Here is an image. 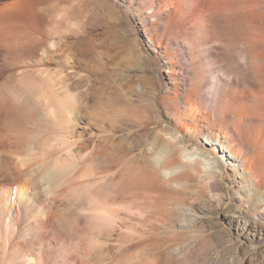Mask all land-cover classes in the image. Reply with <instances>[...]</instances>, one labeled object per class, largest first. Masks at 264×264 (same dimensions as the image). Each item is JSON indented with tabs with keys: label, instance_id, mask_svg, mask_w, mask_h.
Masks as SVG:
<instances>
[{
	"label": "rangeland",
	"instance_id": "374dc122",
	"mask_svg": "<svg viewBox=\"0 0 264 264\" xmlns=\"http://www.w3.org/2000/svg\"><path fill=\"white\" fill-rule=\"evenodd\" d=\"M45 1L0 0V16L20 8L22 22L39 35L60 48L74 46L67 54L76 50L79 63L70 80L78 82L85 106L80 126L110 145V157L99 151L83 166L82 181H98L89 188L97 201L79 211L77 239L51 256L47 249L40 261L35 251L21 254L25 240L5 252L0 238V264H264V100L256 101L264 93V0H198L182 16L157 14L158 0H62L74 11L56 25ZM198 4L208 26L190 30ZM59 51L52 58L40 51L18 70L66 60L57 59ZM194 99L203 112L191 132L195 125L179 116ZM226 130L223 146L206 136ZM170 137L185 148L184 162L190 155L208 161L191 175L173 180L161 170L152 179L145 160L155 162L160 150L172 147ZM227 144L233 152L240 148L239 157H231ZM0 149L9 147L0 143Z\"/></svg>",
	"mask_w": 264,
	"mask_h": 264
},
{
	"label": "bare ground",
	"instance_id": "6f19581e",
	"mask_svg": "<svg viewBox=\"0 0 264 264\" xmlns=\"http://www.w3.org/2000/svg\"><path fill=\"white\" fill-rule=\"evenodd\" d=\"M46 1L51 4L54 24H62L74 11L72 6L70 7L72 9L62 7V0ZM197 1L158 0L157 14L168 16L171 14V10H174L182 16L189 9V4H195ZM198 6L199 14L192 17V26L188 27L190 30L208 26L206 23L210 17L201 10V4ZM14 9H8L9 12L0 16V143L9 147L6 150L0 149V238L3 241L5 252L12 248L15 249L20 240H25L23 242L25 250L21 254L35 251L42 261L44 257L42 255L47 249H51L52 252L49 253L51 256L54 253L53 250L62 249L65 243L69 240L74 241L80 235L76 233L75 224L79 217V211L87 209L85 207L87 202L91 205L97 201L94 197L95 194L92 195L89 188L98 182L96 179L97 182H95L94 178H84L86 180L82 181L86 171V169L84 172L82 171L83 166L95 161L99 151L108 159L110 145L108 146L107 142L105 144L98 143L94 137L95 132H85V127L84 131L83 128L81 129L80 125L84 123L85 106L80 107L81 103L77 93L79 91H75L78 82L70 80V75L74 73L76 76L75 68L79 63L75 58L77 54H74L76 50L73 51L74 53L67 54L74 46L67 43L66 46L69 49H63L66 46L58 47L59 43L39 35L38 30L36 32L32 24L31 27L26 24L27 21L22 22V14L20 15L22 11L17 14L20 8L16 12ZM1 11L3 10L1 9ZM15 13L16 15H14ZM25 14L27 13L25 12ZM24 16L29 17L28 15ZM34 26L36 27V24ZM42 48H51L52 52H45ZM59 50H62L63 53L58 55L60 58L57 59L66 57V60L52 61L50 58L48 60L57 64L56 67L50 68L47 61L36 69H23L19 72L18 64L30 59L34 54H38L37 57H39V52L42 51L41 53L44 52L43 56L47 53V57H51L52 53H58ZM78 58L80 57L78 56ZM39 62L36 66L41 63ZM60 64H64L66 69L62 68ZM35 70L36 75L34 74ZM90 80L92 81L91 78L89 82ZM94 85H91L92 89ZM90 99H94L92 94H90ZM195 100L192 103H187L188 106L179 116L181 123L184 121L191 127L193 124L195 125L194 129L191 128V132L198 131L197 122L203 112L200 110V106L194 107L195 102L197 103ZM263 100L264 93L258 95L256 101L259 104ZM91 103L93 102L91 101ZM95 103L97 102L95 101L94 105H96ZM89 109L86 110L90 111ZM228 130L217 134L208 131L206 136L209 137L212 145H218L221 142L223 146L226 142L225 139L230 138ZM85 135L87 136L85 137ZM170 135L172 138L175 137L173 134ZM220 135H223V139ZM171 137L169 143L172 144V147L169 145L160 150L162 154L156 156L155 162L150 157L145 160V164L143 163L144 171H147L152 179H159L161 170L170 171L169 179L173 180L178 175H191L193 171L199 172V166H205V160L208 161L203 156L190 155L187 159L188 162H184L181 153L185 151V148L175 144ZM107 141L109 140L107 139ZM203 144L201 143L197 147H204ZM225 147L231 157H239L240 148L233 152L230 144ZM216 151L218 149L214 146L211 153L216 154ZM1 152L5 154V158ZM242 161L245 163L247 160ZM178 169L181 171H177ZM139 171L141 170L139 169ZM87 174L89 175V173ZM57 201H60L58 205ZM89 211L95 213L94 209ZM104 212L107 214L106 210ZM94 213L89 212L90 215L87 218L94 220ZM52 241L54 245L50 246ZM32 256L31 260L34 258Z\"/></svg>",
	"mask_w": 264,
	"mask_h": 264
}]
</instances>
